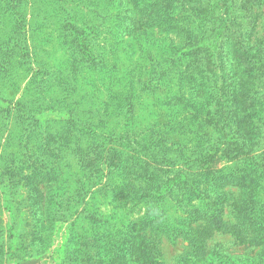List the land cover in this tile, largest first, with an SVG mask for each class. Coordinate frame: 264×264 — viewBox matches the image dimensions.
<instances>
[{
    "label": "trees",
    "instance_id": "16d2710c",
    "mask_svg": "<svg viewBox=\"0 0 264 264\" xmlns=\"http://www.w3.org/2000/svg\"><path fill=\"white\" fill-rule=\"evenodd\" d=\"M261 1L0 0V146L12 142L11 162L22 163L5 171L0 162V264L42 253L54 225L68 221L78 234L66 239L77 246L66 256L77 251L78 264H166L161 237H186L172 264H258L207 242L224 234L229 204L234 220L225 232L234 244L264 246V216L235 215L254 213V190H228L227 203L217 181L205 173L189 181L183 167L200 160L208 170L220 144L240 140V98L219 89L223 78L233 83L220 55H247L254 23L241 33L238 18L249 19ZM47 20L53 34L34 42ZM209 63H222L221 84L211 81ZM56 114L63 118L49 117ZM237 149L225 148L234 158ZM178 154L190 160L174 171L164 163ZM196 205L202 215L188 220ZM26 234L35 247L21 244Z\"/></svg>",
    "mask_w": 264,
    "mask_h": 264
},
{
    "label": "rangeland",
    "instance_id": "374dc122",
    "mask_svg": "<svg viewBox=\"0 0 264 264\" xmlns=\"http://www.w3.org/2000/svg\"><path fill=\"white\" fill-rule=\"evenodd\" d=\"M264 0L261 1L260 5L253 6L251 12L249 13L250 17L249 19H245V14L242 15L240 18H238L239 22L241 23V28H239V31L241 33H244L245 27L247 25L251 26L252 23H254L253 26V34L251 36V43L249 44L247 55L243 57H236V55H233L230 53L229 49L226 50L223 54L220 56H223L220 61H224L225 63H230L231 68L230 69V75L233 78L232 85L230 83L224 82L226 79L223 78V84L219 88L221 92H231L238 96L240 99L238 101L237 109L235 116L238 120H241L242 123H240V127H238V130H240V140L237 142H234L233 140H226V143L220 144V149L214 154V156L211 159L210 168L207 170H202L201 167V161L196 160L195 164L191 166V163H187L188 166L185 164V174L187 175V179L189 181L195 180L196 182H199V179H203V176L201 173H205L212 177L215 181H217L221 188H217L215 191L216 194L221 195V198L223 201H229L227 198L228 196V190L236 192V197H242L245 195V192L251 188L253 192L257 195V201H254V213L247 212V208H243L239 213H235L236 216L242 215L247 216V214L251 215L254 219H252L253 222L258 221V219L264 216V174H261V170L264 167ZM244 0H239L240 4H243ZM222 6L221 11L224 9L223 3L220 2ZM40 6V5H39ZM219 7V6H218ZM244 10L246 8L242 7ZM40 10V9H39ZM37 10L36 13L39 11ZM224 12V11H223ZM220 14V11L214 12L212 17L216 16L217 14ZM225 16V14H223ZM125 17L124 14L120 13V19H123ZM49 23V20L45 22L46 26L38 31H34V42H40L42 43V33H52L54 27ZM36 38V39H35ZM248 37H244V40H247ZM30 44V41H29ZM246 48V49H247ZM255 53L254 58L251 59V54ZM235 56V57H234ZM55 59L58 61V58L55 57ZM217 64V65H216ZM211 65L210 63L209 68L212 71H208L209 75L211 76V81L215 83H220V78L218 75H220V68L219 66L222 63H216ZM218 66V68H217ZM185 63L180 64L177 69L183 71L185 68ZM179 72V71H176ZM226 73V72H225ZM226 78V77H225ZM230 80V79H229ZM230 82V81H229ZM25 83H21V89L17 91L15 94V99H19L22 95V88L24 87ZM221 84V83H220ZM258 97V98H257ZM48 116V115H47ZM47 116H40L41 121H47ZM52 118H58L62 119L63 116L60 114L49 116ZM13 116H11L10 121H12ZM253 122L256 123V125L253 124ZM52 122H50L47 126L49 132H53L52 128H57V126L51 125ZM10 125H6L3 128L6 129L5 136L8 135V128ZM60 128H63L60 127ZM67 135H62L61 139L66 141ZM182 140V137H180ZM186 142V141H185ZM238 144V153L236 155L237 158H234L232 155L233 153H228L226 150L233 149L236 144ZM11 146H14L13 143L3 144L0 146V153L4 154L3 160H1V164L6 171L9 166V163H12L13 165L22 166V163H18L16 161L11 162V156L13 154L14 149L11 148ZM226 148V150H225ZM171 154V153H169ZM172 158H174L171 154ZM184 158L189 159V156H185L182 154L180 157V154L175 159H172V161H167L164 163L166 166H173L174 171L178 169H182V163H185ZM195 158V157H194ZM239 159V160H238ZM73 160V159H72ZM72 164H75V160L71 161ZM190 168L186 169V167ZM240 168H244V172L248 170H253L254 174L247 178L243 176H239L237 174V171ZM65 171H67V168H64ZM9 173H7L8 175ZM189 175V176H188ZM71 187V186H70ZM96 187H93L90 189L88 193L93 192ZM190 196H193L191 193H187ZM107 205H104L103 203L98 206V210H102L103 212H107ZM77 208H74V210ZM231 206L227 204L224 207L223 212V219L226 221L224 234L217 233L215 234L211 239H208V245L213 246L216 245L223 249V252L232 254V252L241 253V256H243V259H254L256 263L261 264V258L264 254V246L256 248H251L248 243L243 244H234L232 237L230 236L229 232H225L226 229L229 227V222L234 220V215L230 214ZM171 211L173 212L174 209L172 208ZM24 212V211H20ZM188 220L189 218L192 219L193 217H200L202 215L199 208L194 206L188 210ZM191 212V213H190ZM177 214V212H176ZM260 216V217H259ZM135 218V217H134ZM236 218V217H235ZM249 219V218H248ZM264 219V218H263ZM187 220V221H188ZM247 222H250L247 220ZM253 224V223H252ZM223 225V226H224ZM188 226H184L186 228ZM255 227H257L255 225ZM189 229V228H188ZM27 231V228L25 229ZM188 234H189V230ZM77 233V228L71 227L68 222H58L54 225V228L52 230V234L50 235V240L48 241V245L43 250L42 253H33V254H20L15 259L11 260L18 261V264H78V255L71 253V256H66L69 253V250L71 248L73 249L76 245H71L68 242H66V239L69 237L70 234ZM189 236V235H188ZM23 244V246H28V244H31V242L37 244L35 242V239H31L30 236L27 234L24 235L21 239H19ZM78 244V238L74 240ZM87 241V239H86ZM89 241L87 242V244ZM77 247V246H76ZM184 247H187V240L186 237L179 238L175 240V242L172 244L169 242L165 237H161L160 240V248L163 253V258L166 264H172L174 259L178 261L179 256L181 252L183 251ZM36 249H31L30 252H34ZM78 250V249H76ZM261 250V251H259ZM227 251V252H226ZM74 258H76L74 260ZM67 259V260H66ZM66 260V261H65ZM81 263V262H79ZM177 264V262H176Z\"/></svg>",
    "mask_w": 264,
    "mask_h": 264
}]
</instances>
